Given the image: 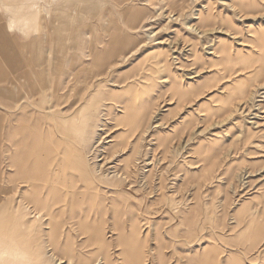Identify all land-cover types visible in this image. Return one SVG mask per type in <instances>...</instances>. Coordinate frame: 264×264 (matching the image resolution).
Returning a JSON list of instances; mask_svg holds the SVG:
<instances>
[{
    "label": "rangeland",
    "instance_id": "1",
    "mask_svg": "<svg viewBox=\"0 0 264 264\" xmlns=\"http://www.w3.org/2000/svg\"><path fill=\"white\" fill-rule=\"evenodd\" d=\"M232 1L1 0L41 56L0 137V264H264V0Z\"/></svg>",
    "mask_w": 264,
    "mask_h": 264
},
{
    "label": "crops",
    "instance_id": "2",
    "mask_svg": "<svg viewBox=\"0 0 264 264\" xmlns=\"http://www.w3.org/2000/svg\"><path fill=\"white\" fill-rule=\"evenodd\" d=\"M4 11L6 10L4 9L3 11H0V137L3 135V128L5 127V130L7 132L6 137L8 141L13 142L14 136L12 137L10 135L11 133L9 132V123L12 122L14 126L15 123L13 122L16 116H12L11 112L13 114L15 111V102L18 100L19 95L22 94L23 96L25 93L24 91L23 93L20 91L24 85L22 86L18 84V82L13 81V79L15 80V78L17 77V66H15V64L19 65L21 63H24L22 62L20 57L23 50L25 49L29 50V56L31 60H35L37 56L41 55L39 54L40 44L37 37L36 39L24 37L20 38L21 30H23V27L25 26L24 19L20 18L19 16H17L16 18H14L13 16L11 17V20L18 24L20 30V33L12 32L8 29L9 22ZM48 47H50V43H48ZM11 63H14V67L9 65ZM34 71L38 72L36 71V69ZM38 76L40 78L39 72ZM15 147L17 148V145ZM13 159L14 158H12V160L10 161L11 168L13 165H15L16 167L18 165H22L21 161L19 162ZM21 173L22 171L16 172V175ZM1 176L2 175L0 174V177ZM10 176H12L11 173Z\"/></svg>",
    "mask_w": 264,
    "mask_h": 264
},
{
    "label": "bare ground",
    "instance_id": "3",
    "mask_svg": "<svg viewBox=\"0 0 264 264\" xmlns=\"http://www.w3.org/2000/svg\"><path fill=\"white\" fill-rule=\"evenodd\" d=\"M23 1V0H22ZM39 1V4H40V2H41V0H38ZM28 2V1H27ZM27 2H25V3H27ZM22 3V6H23V2H21ZM30 3V2H29ZM76 6V5H75ZM74 6V7H75ZM84 6V5H83ZM40 7L41 6H38L37 4L33 7V8H30V11H33V10H38V12H41V10H39L40 9ZM166 7V6H165ZM164 7V8H165ZM230 7H231V9H234L235 10V12H236V10L239 12V11H242L241 10V7L239 8L238 7V4L236 3V1L235 0H233L232 1V3L231 4H229V9H230ZM163 8V9H164ZM167 8V7H166ZM6 10L7 12H11V10L12 9H8L7 7H4L3 5H2V2H1V0H0V11H3V10ZM83 9V8H82ZM169 9V8H168ZM205 9V8H204ZM44 10H46V11H44L45 12V14H46V16L50 19L51 18V14H50V11L47 9V8H44ZM73 11V10H72ZM162 12H163V10H161ZM166 11V10H165ZM168 11V10H167ZM177 11V10H176ZM81 12V11H80ZM175 12V11H174ZM74 13H75V11H74ZM160 13V12H159ZM158 13V14H159ZM76 14V13H75ZM83 14V13H82ZM141 13H139L138 14V17H139V15H140ZM148 14V13H147ZM180 14V13H179ZM179 14H177V15H179ZM240 14V13H239ZM72 15V14H71ZM77 15V14H76ZM84 15H85V12H84ZM169 16H167L170 20H171V22H172V19H174L175 17H173L172 15H171V13L170 14H168ZM195 15V14H194ZM197 15V14H196ZM78 16V15H77ZM76 16V17H77ZM82 17V16H81ZM138 17H132L131 19H130V22H134V21H136L137 20V18ZM148 17V16H147ZM152 17V16H151ZM150 17V19H148V21L150 22V23H153V22H155L156 21V19H154L153 17L151 18ZM155 17V16H154ZM83 18V17H82ZM160 18V17H159ZM182 18V17H181ZM37 18H30V19H28L27 20V22H29V21H37L36 20ZM71 19V18H70ZM73 19H74V17H73ZM72 19V20H73ZM196 19H197V16H196ZM76 20H77V18H76ZM178 20H180V19H178ZM74 21V20H73ZM145 21V20H144ZM168 22V21H167ZM189 22H190V20H189ZM146 23V22H145ZM191 23V22H190ZM185 25H187V27L189 28V30L190 31H194V32H199V27L198 26H195V25H189L188 23L187 24H185ZM143 26V25H142ZM152 26V25H151ZM8 29L10 30V31H12V32H14V31H16V32H19L20 30H19V28H18V26H16V25H14V24H12L11 22L9 23V26H8ZM141 29V28H140ZM143 29H146V31H148V30H151L152 28H149V27H147V28H143ZM203 29V28H202ZM19 30V31H18ZM153 31V30H152ZM155 31V30H154ZM157 32V31H156ZM202 32H204V31H202ZM153 35H154V33L153 32H151L150 34H149V38L152 36L153 37ZM155 36V35H154ZM61 44V43H60ZM59 44V45H60ZM144 44V43H143ZM57 45V44H56ZM145 46V44L144 45H142V44H140L137 48H135V50H133L131 53H130V55L129 56H125L124 57V61H127L129 58H131L132 56H134L135 54H137V52L138 51H140L143 47ZM60 47V46H59ZM59 49V48H58ZM213 54V53H212ZM99 56V55H98ZM98 58V57H97ZM175 59V58H174ZM178 60V59H177ZM26 75V74H25ZM25 80V79H24ZM118 87H119V85H118ZM131 91V90H130ZM125 92H129V91H125ZM124 92V93H125ZM241 92V91H240ZM130 93V92H129ZM127 94V93H126ZM125 94V95H126ZM123 95V94H122ZM245 95H247V94H245ZM242 97V96H241ZM246 97V96H245ZM238 98H239V95H238ZM244 100V99H243ZM128 108H129V106H127ZM131 108V107H130ZM133 108V107H132ZM130 110V109H129ZM120 111V110H119ZM129 115V114H128ZM126 119H128V118H126ZM127 121H129V120H127ZM136 122V121H135ZM156 124V123H155ZM144 134V133H143ZM106 138V137H105ZM83 140H84V138H83ZM85 141V140H84ZM98 143V142H97ZM123 148V147H122ZM122 153V152H121ZM117 155V154H116ZM114 157V156H113ZM119 158V157H118ZM99 159V158H98ZM23 166V165H22ZM99 166V165H98ZM99 168H101V166H99ZM116 169V168H115ZM115 169L113 168V170L115 171ZM119 172V171H118ZM98 174V173H97ZM121 174V173H120ZM122 176H123V173H122ZM58 181L60 180V176H59V178L57 179ZM17 183V182H16ZM26 183V182H25ZM56 183H58V182H56ZM32 189L34 190V193L37 195V196H40L41 195V191L39 190V188L37 187V186H35V185H32ZM56 189V187H54V190ZM53 190H49L48 191V197H49V192L51 193ZM65 194V193H64ZM63 194V196L62 197H64L65 199H66V196ZM82 194H83V196L85 195L83 192L81 193V192H71L70 194H69V200H70V202H69V205H71L70 203L72 202V204L74 203V202H76V199L77 198H79L78 196H82ZM61 200V198L60 199H53V201H54V203L55 202H57V201H60ZM84 227V226H83ZM82 229H86L87 231H88V229L90 230V228L89 227H84V228H82ZM99 233H96L95 235H93V239L95 240L94 241V244L96 245H98V246H100V249H103L104 247H106V245H105V243H103V242H101V240H100V235H98ZM55 246V245H54ZM54 253V252H53ZM54 255H56V254H54ZM50 257V256H49ZM65 257V256H64ZM61 259H63V258H61ZM64 259H67V257L66 258H64ZM103 261V259L98 263V264H105V262H102ZM64 262V261H63ZM56 264H57V262H56ZM63 264V263H62Z\"/></svg>",
    "mask_w": 264,
    "mask_h": 264
}]
</instances>
